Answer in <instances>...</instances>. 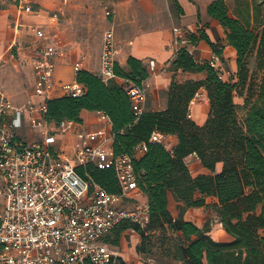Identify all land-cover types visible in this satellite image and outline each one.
I'll return each instance as SVG.
<instances>
[{
  "label": "trees",
  "instance_id": "1",
  "mask_svg": "<svg viewBox=\"0 0 264 264\" xmlns=\"http://www.w3.org/2000/svg\"><path fill=\"white\" fill-rule=\"evenodd\" d=\"M264 0L255 5L252 27L240 16L231 14L227 0H213L208 14L219 21L228 45L236 50V81L220 77L221 69L209 61H197L187 49H180L171 62L175 71L166 91L167 107L144 110L136 115L126 85L116 78L105 81L99 74L81 69L76 80L85 93L78 97L63 95L47 100L46 119L60 123H82L83 110L97 111L111 121L115 155L129 154L133 159L137 184L147 197L149 222L142 227L125 219L114 227L106 241L120 246L125 232L136 231L141 255L159 247L180 264H264ZM194 43L206 40L222 58L223 48L212 42L204 30L192 32ZM204 73V78L176 79V72ZM119 78L142 86L150 77L146 63L130 56L127 68L115 64ZM205 89L210 110L204 124L197 123L190 105ZM242 99L238 102L236 99ZM154 132L174 135L178 141L171 149L150 141ZM146 142L148 150L137 156L135 147ZM194 154L208 171L194 176L186 158ZM220 165V168H219ZM79 174L111 193L121 187L114 169L95 165L81 166ZM178 202L179 215L169 208V195ZM213 205L228 241L212 236L210 222L200 227L184 218L188 208ZM0 249L2 244L0 242ZM114 264H128L119 257ZM147 264H153L147 262Z\"/></svg>",
  "mask_w": 264,
  "mask_h": 264
},
{
  "label": "built area",
  "instance_id": "2",
  "mask_svg": "<svg viewBox=\"0 0 264 264\" xmlns=\"http://www.w3.org/2000/svg\"><path fill=\"white\" fill-rule=\"evenodd\" d=\"M24 9L32 10L30 6ZM36 35L43 38L45 33L37 29ZM191 35L187 27H173L176 52L184 48L194 55L196 43ZM56 56V47L45 44L33 60L34 92L41 97L39 102L17 107L0 92V264H114L122 253L106 237L125 219L146 226L148 203L134 209L121 206L125 198L143 193L132 157L115 155L114 134L107 124L88 130L75 121L56 124L46 119L48 99L85 93L77 80L57 82ZM209 63L223 71L220 55L213 53ZM115 64V33L108 28L103 35L99 73L105 81L118 77ZM79 70L80 63L75 66V72ZM145 83L139 86L124 79L136 115L145 110ZM26 130L32 136L25 135ZM168 136L154 132L150 141L167 147ZM147 150V143L142 142L135 147V154ZM90 164L114 169L121 192L114 194L85 180L78 168Z\"/></svg>",
  "mask_w": 264,
  "mask_h": 264
},
{
  "label": "crops",
  "instance_id": "3",
  "mask_svg": "<svg viewBox=\"0 0 264 264\" xmlns=\"http://www.w3.org/2000/svg\"><path fill=\"white\" fill-rule=\"evenodd\" d=\"M0 1L5 4L0 5V92L6 94L15 106L20 107L26 100L32 99L35 102L41 100V97L34 92L33 60L38 55L41 46L45 44H52L57 49L55 59L57 82L68 83L76 80L75 66L79 63L81 69L94 74L100 73L101 46L96 54L84 56V50L80 44L68 38L66 29L69 28V25L65 22L73 9V3L77 0ZM212 1L108 0L110 9L106 12L105 23L115 33L116 63L127 68L129 57L134 56L143 60L150 70V77L145 83L148 92L145 103L146 110L157 111L167 107L166 91L175 74V71L171 70V62L177 53L173 43V27L177 25L187 27L197 35L201 29L204 30L212 42L218 43L223 48L222 70L224 65H230L232 71H236V50L228 45L223 26L208 14V6ZM25 6H30L32 10L26 11ZM76 8L82 9L80 6ZM59 14L64 15L65 19L60 20ZM37 29L44 31L43 38L36 35ZM27 42L30 44L29 46H26ZM213 53L212 47L206 40H199L196 43L194 57L197 61H209ZM181 75H185L186 79L205 77L204 73L178 70L176 76L181 77ZM116 80L124 83L122 78L117 77ZM26 82L30 84V91L25 87ZM197 97H201L202 102H196ZM209 110V98L206 90L202 89L191 102V117L197 123L204 124ZM81 117L83 119V122L80 123L81 126L88 130H97L105 124L111 128L110 119L107 116L104 117L100 112L83 110ZM168 140L171 142L169 149L178 141L174 135H169ZM190 156H194V154ZM141 196L147 203V197L144 194ZM175 204L177 206L178 202L171 193L169 208L172 214L177 217L179 209H175ZM196 208L203 207L188 208L184 213V218L202 227L203 223H199L189 216L190 211ZM220 224L222 237L214 238L221 241L231 240V235L224 230L222 223ZM140 241L141 237L135 231L133 234L135 251ZM118 247L120 249L122 246ZM121 253L125 261H131V256H126L124 250Z\"/></svg>",
  "mask_w": 264,
  "mask_h": 264
},
{
  "label": "rangeland",
  "instance_id": "4",
  "mask_svg": "<svg viewBox=\"0 0 264 264\" xmlns=\"http://www.w3.org/2000/svg\"><path fill=\"white\" fill-rule=\"evenodd\" d=\"M257 3H259V0H227L231 14L240 16L246 23L250 22L252 27H256L254 15L256 13L255 5ZM0 5L5 4H2L0 1ZM77 6L82 7V9L78 10L76 8ZM262 7H264V4ZM109 9L110 4L108 3V0H77L73 3V9L67 16V20L65 22L69 25V28L66 27V31L69 39L80 44L81 48L84 50V56H87L88 54H96L99 46H101L100 51L102 53L103 35L108 28L105 23V17L107 16L106 12ZM59 19L64 20L65 16L59 14ZM29 45L30 44L27 42L26 46ZM11 71L14 72L12 69ZM221 74L223 76L222 78L226 81H236V74L232 71L230 65H224V69ZM12 76L14 77V75ZM176 79L183 81L186 79V76L181 75V77H176ZM25 87L29 91L31 90L28 82L25 83ZM236 100L240 103L242 102V99L238 97ZM26 101L20 107L26 106L30 101H32V99L27 102ZM196 102H202V98L197 97ZM24 133L27 136H32L28 130ZM168 144L169 146L167 145V147H170L171 142ZM186 163L194 176L208 172L195 155L188 156L186 158ZM215 201L216 200L212 197L207 198L209 205L203 208L192 209L189 216L199 223L205 224L210 222L212 227V236L221 238L222 226L213 208ZM143 203L144 200L142 196L138 195L135 198H125L122 201L121 206L127 209H134L138 204ZM175 209L178 210V206H176V204ZM134 233L135 231H128L127 233H124L121 240L122 247L120 248V251L124 250L126 256H131V261L128 262V264H147V262L153 264H180V262L175 261L171 255L164 253L159 247V244L154 248L153 253L148 255L139 254L137 250L135 251L133 248Z\"/></svg>",
  "mask_w": 264,
  "mask_h": 264
}]
</instances>
